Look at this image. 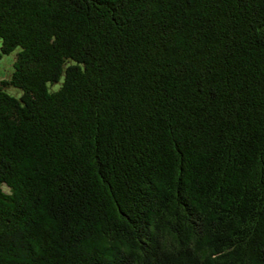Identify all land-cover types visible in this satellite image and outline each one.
<instances>
[{
    "label": "trees",
    "instance_id": "1",
    "mask_svg": "<svg viewBox=\"0 0 264 264\" xmlns=\"http://www.w3.org/2000/svg\"><path fill=\"white\" fill-rule=\"evenodd\" d=\"M17 48L0 264H264V0H0Z\"/></svg>",
    "mask_w": 264,
    "mask_h": 264
},
{
    "label": "rangeland",
    "instance_id": "2",
    "mask_svg": "<svg viewBox=\"0 0 264 264\" xmlns=\"http://www.w3.org/2000/svg\"><path fill=\"white\" fill-rule=\"evenodd\" d=\"M18 51V48L12 51L9 54H1L0 53V80L4 78H8L13 70V61L15 58V54ZM8 92L19 95L20 91L15 88L7 89Z\"/></svg>",
    "mask_w": 264,
    "mask_h": 264
}]
</instances>
